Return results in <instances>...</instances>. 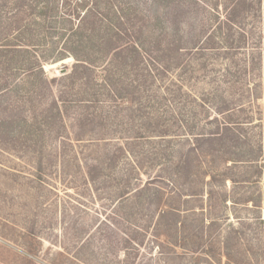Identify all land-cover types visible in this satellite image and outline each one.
Segmentation results:
<instances>
[{
	"label": "rangeland",
	"instance_id": "rangeland-1",
	"mask_svg": "<svg viewBox=\"0 0 264 264\" xmlns=\"http://www.w3.org/2000/svg\"><path fill=\"white\" fill-rule=\"evenodd\" d=\"M11 1H1L5 20L14 14L15 0ZM177 1L188 12L178 16V43L182 40L181 45L191 48L182 57L186 69L163 80L157 74L158 81L147 84L138 76L145 72L144 65L129 69L127 76L126 70L115 72L112 82L119 89L111 97L100 76L91 91L101 102L92 109L101 116L94 130L73 128L68 115V128L60 138L55 132L43 135L44 127L35 121H30L31 130L20 120L0 125L9 137L0 146V264H264V172L258 176L256 168L264 166V63H252L258 58L253 50L264 46V18L251 16L237 21L240 29L229 30L222 0L218 7L219 0ZM69 2L75 11L77 0ZM96 2L102 10L111 6V30L116 8L123 16L136 9L150 19L152 25L140 42L169 34L163 42L167 46L174 32L175 13L156 0ZM34 30L37 38L30 48L47 57L42 65L46 76L60 79L61 70L70 69L74 58L55 60L54 41L43 28ZM211 34L216 35L215 46L196 50ZM11 72V88L19 83L18 93L28 99L25 74ZM120 80L138 86L137 94H122ZM61 85L53 86L56 95ZM127 87L128 93L131 86ZM86 92L78 85L69 100L89 98ZM50 96L47 93V99ZM8 97L0 99L2 114ZM43 102L45 107L50 103ZM81 106L78 114L85 111ZM42 135L43 156L28 153ZM200 135L239 142L247 147L246 154L227 147L210 157L211 142L197 141ZM125 144L128 154L115 169L105 167L91 180L89 167L107 166L116 146ZM178 165L182 176L171 179ZM143 187L151 190L137 201L135 192ZM211 189L215 195L209 200ZM202 190L203 196L189 195ZM175 211L180 216L173 215ZM127 238L134 239L131 245Z\"/></svg>",
	"mask_w": 264,
	"mask_h": 264
},
{
	"label": "trees",
	"instance_id": "trees-1",
	"mask_svg": "<svg viewBox=\"0 0 264 264\" xmlns=\"http://www.w3.org/2000/svg\"><path fill=\"white\" fill-rule=\"evenodd\" d=\"M0 0V5H1ZM70 0H15V6H13L14 14L10 19H3L0 14V66L3 69L0 72V99L8 97L5 101V108L3 114L1 112L0 105V125L9 120L14 124L24 125V128L31 130L33 123L40 124L44 127L43 135L46 132L50 134L56 133V136L60 138L63 130L65 131L68 126L64 123L65 115L71 117L73 121V128L84 129L91 126V130L95 129V120L99 117L96 110H92L99 105L100 99L98 95L93 94L91 91L95 88L97 79L103 76L102 84L108 97H111V92L118 91V84H113L112 75L119 74L121 70H126L125 76H127L129 69L133 68L135 71L141 70L140 65H144L145 72H139L138 76H142L143 83L154 80L158 81L157 74L163 78L167 74H173L172 72L177 69L187 68V64H182V57L186 50L191 48L187 47V44L181 45V30L178 22V16L186 15L188 12L183 10L187 6L181 5L182 3L177 0H156L160 2L166 9H172L175 13V18H172V24L174 26V32L170 35V40L167 46L163 44L167 39V35L163 37L162 34L158 37L146 39L145 42H140V38L145 33L144 30L150 29V19H145L137 10L130 15L123 16L119 14V10L114 12L115 14V28L111 30V18L108 17L111 6L104 5L103 10L99 9L97 0H77L76 10L71 8ZM255 1H258L256 3ZM13 0L11 1V3ZM110 2V1H108ZM63 3V6L61 5ZM220 0L217 4L219 6ZM223 5L227 10L226 12V29L233 30L234 27L241 28L237 21H246L249 17L264 18V0H222ZM221 3V4H222ZM155 4V3H154ZM183 7V9H182ZM108 12V13H107ZM30 17V18H29ZM65 20V21H62ZM147 20V22H144ZM62 22V23H61ZM77 24V25H76ZM68 25V27H63ZM38 28H43L44 33L53 40V52L55 53V60H61L67 56L74 58L75 63L69 69L67 66L63 67V71L66 73L59 78L49 79L43 70V62H46V56L35 55V52L30 48L34 46L35 35ZM147 31V30H146ZM150 31V30H149ZM54 33V34H51ZM56 36V38H51ZM224 34V32H223ZM149 35V34H148ZM225 35V34H224ZM245 39L248 34H245ZM216 35L211 34L209 38H206L203 44L196 50H207L206 48H212L215 46ZM147 36H145L146 38ZM183 37V36H182ZM148 38V37H147ZM264 39V37H263ZM17 42L18 44H14ZM61 42H64L62 49L57 52ZM183 42V41H182ZM226 42V38H225ZM219 43V42H218ZM228 43V41L226 42ZM206 44V47L204 45ZM219 45V44H217ZM261 45V43H260ZM203 46V47H202ZM58 48V49H57ZM253 50V55H258V58H253L252 63H257L260 59V64L264 63V50L261 46H257ZM143 50L145 54H143ZM136 67V68H135ZM100 68L102 72H100ZM11 73L25 74L24 80L30 82L28 90V96L22 97L18 93L20 91V84L16 88H11L9 80V71ZM61 70V71H62ZM118 81L117 83L122 82ZM166 80H164L165 82ZM62 83L59 95H56L53 90V86L57 83ZM78 85L82 86V89H88L89 98L69 100L68 95L73 90L77 89ZM122 83V94L128 96H134L137 94L139 87L126 85ZM175 85V84H174ZM127 86H131V90H128ZM127 87V89H126ZM141 89V87H140ZM11 92H14L15 96H11ZM112 92V93H113ZM47 93L51 96L47 99ZM120 94V92H117ZM127 93V94H126ZM87 94V95H88ZM116 95V93H114ZM15 97V100L11 98ZM135 99V98H134ZM28 100V101H27ZM49 100L48 106H44V102ZM1 104V100H0ZM40 105V106H39ZM84 105L85 111L78 114L76 108ZM63 108H65L63 110ZM41 130V127L39 128ZM86 131V130H83ZM31 134V133H30ZM83 134V132H82ZM81 132L76 134V138L81 137ZM35 141L34 146L28 152L27 148L24 151L30 154H37L43 156L46 144L41 141V138ZM23 136H19L21 138ZM138 137V136H137ZM8 135H4L0 130V146L7 143ZM246 139L245 136H243ZM197 141H203L205 139L203 135L196 138ZM199 139V140H198ZM209 143L208 156H214L216 153H224L227 147L241 149L242 155L246 154L244 151L247 149L245 145H240L239 142H229L221 138L208 137L205 139ZM208 144V143H207ZM207 144H204L206 146ZM19 146H17V149ZM126 144L124 146H116L115 151L111 153V157L106 161L107 166L92 165L89 167L88 175L91 180H96L97 172L102 173L105 167L108 169H115L120 161L121 156L128 154ZM254 147L253 150H255ZM240 151V150H239ZM261 151V150H260ZM204 153V152H203ZM258 156L253 157L257 159ZM242 159V158H239ZM255 161V160H254ZM257 161V160H256ZM41 167V166H40ZM258 176L264 172V166H257ZM183 168L178 165V170L173 175L180 179L182 176ZM39 172L42 169L39 168ZM181 174V175H180ZM220 175V174H219ZM226 176V175H225ZM189 178V175H188ZM215 178V177H214ZM174 180V181H176ZM173 180H171L172 182ZM151 190L149 187H143L137 190L136 200H140L145 197L146 192ZM175 194H179L180 190L174 191ZM194 194H189L192 197H198L203 194L202 191H193ZM182 194V192H181ZM183 195V194H182ZM215 191L210 190L207 192V198L210 200L214 197ZM251 202L256 205V198L250 199ZM262 201V200H261ZM258 206V205H256ZM173 210V209H170ZM166 212V211H165ZM175 216H180L179 211L172 212ZM162 218V217H161ZM176 225L180 222L175 221ZM127 236V235H126ZM133 238H127L128 245L133 243Z\"/></svg>",
	"mask_w": 264,
	"mask_h": 264
},
{
	"label": "water",
	"instance_id": "water-1",
	"mask_svg": "<svg viewBox=\"0 0 264 264\" xmlns=\"http://www.w3.org/2000/svg\"><path fill=\"white\" fill-rule=\"evenodd\" d=\"M65 73H66V71H65V70H64V71H63V70L61 71V74H65Z\"/></svg>",
	"mask_w": 264,
	"mask_h": 264
}]
</instances>
